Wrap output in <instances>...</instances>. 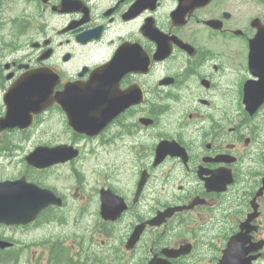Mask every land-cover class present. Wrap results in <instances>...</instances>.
Here are the masks:
<instances>
[{"label":"flooded vegetation","instance_id":"1","mask_svg":"<svg viewBox=\"0 0 264 264\" xmlns=\"http://www.w3.org/2000/svg\"><path fill=\"white\" fill-rule=\"evenodd\" d=\"M31 1L0 5V264H264V0Z\"/></svg>","mask_w":264,"mask_h":264},{"label":"water","instance_id":"2","mask_svg":"<svg viewBox=\"0 0 264 264\" xmlns=\"http://www.w3.org/2000/svg\"><path fill=\"white\" fill-rule=\"evenodd\" d=\"M45 90L43 89L42 86H37L36 90H35V93L37 96H43L44 95V92ZM15 191H22L24 193H27L23 188H14ZM6 222H11L10 219L8 218V215L6 216ZM29 221V219H27Z\"/></svg>","mask_w":264,"mask_h":264},{"label":"rangeland","instance_id":"3","mask_svg":"<svg viewBox=\"0 0 264 264\" xmlns=\"http://www.w3.org/2000/svg\"><path fill=\"white\" fill-rule=\"evenodd\" d=\"M7 0H4L2 2H0V5H3V7L6 6ZM32 5L35 7L37 5H39V2L37 0H32L31 1ZM1 10V9H0ZM4 14V13H3ZM0 13V18L4 19V15ZM32 19L30 17H27V22L31 21Z\"/></svg>","mask_w":264,"mask_h":264}]
</instances>
